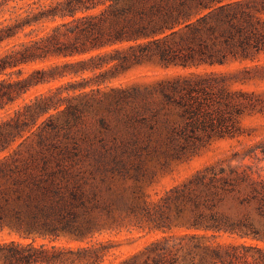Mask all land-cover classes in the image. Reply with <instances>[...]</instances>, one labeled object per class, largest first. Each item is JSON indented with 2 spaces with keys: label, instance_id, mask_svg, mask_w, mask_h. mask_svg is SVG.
Segmentation results:
<instances>
[{
  "label": "trees",
  "instance_id": "16d2710c",
  "mask_svg": "<svg viewBox=\"0 0 264 264\" xmlns=\"http://www.w3.org/2000/svg\"><path fill=\"white\" fill-rule=\"evenodd\" d=\"M263 56L264 0H0V232L20 237L0 241V264H264V177L233 162L264 143L145 191L149 161L250 135L264 90L235 86L264 81ZM143 66L186 72L136 90L131 126L98 142L78 128L88 104L24 98Z\"/></svg>",
  "mask_w": 264,
  "mask_h": 264
},
{
  "label": "rangeland",
  "instance_id": "374dc122",
  "mask_svg": "<svg viewBox=\"0 0 264 264\" xmlns=\"http://www.w3.org/2000/svg\"><path fill=\"white\" fill-rule=\"evenodd\" d=\"M262 61H264V56ZM34 66L37 65L28 67L25 74ZM238 67H242V65L236 63L231 66V68ZM222 69H226V67ZM183 72L186 71L182 69L165 70L151 66L139 67L115 78H110L112 72L104 74L87 72L80 76H69L39 85L27 93L24 98L29 100L39 93H45L52 89L54 92L61 93L64 97L73 96L76 102L81 101L88 104L91 106V110L84 116V121L78 124V128L88 129L91 132V138L98 142L103 133L108 134L112 127L126 130V128H129L128 126H131L126 125L124 121L126 113L134 104V99L130 95H133L136 90L143 89L166 75ZM105 77L109 78L105 79ZM235 88L263 91L264 81H252L245 85L238 84ZM22 102L23 100L19 101V103ZM100 104L107 108H99ZM242 123L250 135L234 139L216 140L190 160L180 163L172 160V158L162 157L149 161L146 169H148L151 178L145 181L147 194L151 196V199L156 200L162 196L165 190L180 183L202 166L210 164L221 157H233V153L237 151L243 153L256 143H264V115L245 116ZM108 139L109 144H112L114 140L110 136ZM241 157L234 159L233 162L249 164L256 174L264 177V159L261 154L248 156L244 159ZM125 235L127 233H123L122 237ZM18 239L20 237L15 233L0 232V241ZM63 243L66 242L63 241ZM129 250L130 248H124V252Z\"/></svg>",
  "mask_w": 264,
  "mask_h": 264
}]
</instances>
